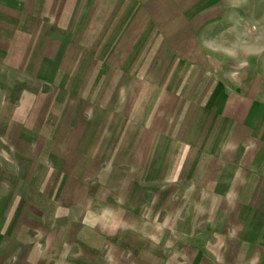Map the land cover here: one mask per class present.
<instances>
[{
  "label": "crops",
  "instance_id": "1",
  "mask_svg": "<svg viewBox=\"0 0 264 264\" xmlns=\"http://www.w3.org/2000/svg\"><path fill=\"white\" fill-rule=\"evenodd\" d=\"M65 2L63 7H68L75 21L70 33L61 28L69 33L62 40L45 33L43 38L49 43L39 40L33 48L37 37L29 30L43 17L47 7L52 8L51 17L62 4L59 0H0L1 103L4 101L1 74L5 70L21 71L26 64L23 57L29 54L42 55L41 62L47 60L55 65L57 56L78 53L76 48L81 49L80 45L84 44L83 30L92 39L100 33L98 27L92 31L84 23H100L106 21L99 20L100 17L108 18L111 14L107 4L102 6L100 0ZM49 45L55 49L53 52L47 50ZM51 54L55 58L45 57ZM16 57L20 59L17 62ZM39 60H33L23 70H31ZM21 83L33 87L28 81ZM42 84L48 85L45 81ZM188 87L191 88L190 83ZM179 95H174L179 97L178 101ZM255 96L247 86L205 78L203 84L198 83L188 94L190 102L202 101L210 108L204 114L209 122L204 123L203 130L172 127L160 143L129 144L119 161H123L120 166L130 169L128 176L124 175L125 181L118 182V191L116 186L112 190L109 185L111 190L107 194L100 191L90 199L88 189L84 190L87 184L81 180L69 184L68 178L61 176L58 192L48 197L43 194L47 203L41 210L35 201L38 195L26 197L15 188L10 190L0 177V264H42L31 256L33 244L21 238L24 235L20 232L25 229L27 236L31 235L30 223L20 217L28 212L47 214L49 221L41 224L40 230L52 233L57 223L63 238L74 236V241L65 239L67 253L59 257L58 264L107 261L115 264H264V100ZM34 109L29 106L25 113L4 115L11 123H17L16 126L23 119L21 129L15 132V142L14 136L10 139L0 130V157H7L10 163L15 159V151L21 149L20 143H27L29 136L41 133L37 122L41 114H29ZM0 119H4L1 114ZM45 129L43 134L52 133ZM55 130L68 134V128L62 124ZM168 133L178 138L171 137L169 141ZM45 138L49 140L45 149H63L51 137ZM82 141L80 138L77 143L79 149L84 146ZM59 156L66 161V154ZM92 164L97 167L99 163ZM132 166L142 168L140 176L132 175ZM95 170L94 174L101 172L98 167ZM24 183L27 189L33 188L32 180ZM73 183L75 191L70 193L68 188ZM10 204L12 218L5 220ZM52 216H55L54 223L50 221ZM44 247L46 250L47 246ZM114 256L118 257L117 261L111 260ZM48 259L43 257V263H57L51 256Z\"/></svg>",
  "mask_w": 264,
  "mask_h": 264
},
{
  "label": "rangeland",
  "instance_id": "2",
  "mask_svg": "<svg viewBox=\"0 0 264 264\" xmlns=\"http://www.w3.org/2000/svg\"><path fill=\"white\" fill-rule=\"evenodd\" d=\"M62 2L67 3L59 0ZM100 4H107L110 17H100L99 20H106L100 23H84L92 31L98 27L100 33L92 39L83 30L84 44L81 49L76 48L78 53L57 58L45 55L57 59L59 63L55 65L47 60L41 62L42 55H25L24 67L40 60L31 70L23 67L21 71L8 69L1 74L4 101L0 102V114L4 119H0V130L10 139L16 138L23 119L16 126L4 115L22 114L32 106L35 109L29 114H41L37 120L41 133L19 144L23 149L15 151L13 163L0 157V177L10 190L15 188L26 197L38 195L35 201L41 210L47 203L43 194L55 195L61 176H66L69 184L76 180L87 184L84 190L88 189L90 199L100 191L107 194L109 185L117 190L118 182L128 176L130 168L120 166L123 161L119 160L129 144L160 143L172 127L203 130L209 119L204 114L210 108L202 101L190 102L188 94L207 77L247 86L255 92L256 99L264 100V0H100ZM51 9L47 7L29 30L37 37L33 48L39 40L49 43L43 38L45 33L61 38L75 24L68 7L57 6V14L50 17ZM53 48L49 45L47 50L53 52ZM19 60L16 57L15 62ZM21 81H28L33 87ZM44 81L48 85L43 86ZM25 92L30 95L25 96ZM177 94L185 101H178L179 97L174 96ZM61 124L68 128V134L55 130ZM44 128L52 133L43 134ZM168 136L169 141L171 137L178 138L174 134ZM45 137H51L63 149H45L49 141ZM80 138L84 144L81 149L77 146ZM60 154L67 155L66 161L60 159ZM93 162L99 163V178L94 174L97 167ZM141 169L132 166V175H139ZM30 180L33 188L27 189L24 182ZM75 186L73 183L69 192H74ZM11 205L6 209L5 220L12 218ZM22 214L20 217L30 223L32 231L28 237V231L23 230L21 238L33 244V259L44 264L43 257L49 260L51 256L58 264L59 257L67 253L64 242L74 241V236L63 238L57 223L52 233L40 230L41 224L49 221L47 214ZM51 218L52 223L56 222L55 216ZM44 246L48 249L44 250Z\"/></svg>",
  "mask_w": 264,
  "mask_h": 264
}]
</instances>
